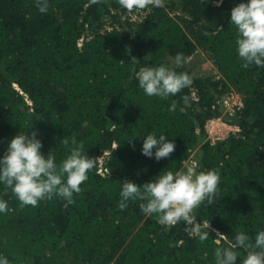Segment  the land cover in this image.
<instances>
[{"label": "trees", "instance_id": "1", "mask_svg": "<svg viewBox=\"0 0 264 264\" xmlns=\"http://www.w3.org/2000/svg\"><path fill=\"white\" fill-rule=\"evenodd\" d=\"M241 2L247 0H164L135 18L118 0H49L46 13L35 0H0V158L22 131H37L41 153L58 165L69 154L65 138L83 142L96 161L108 152L102 172L97 161L67 207L54 196L21 208L0 183L10 209L0 213V256L9 264H215V249L238 233L254 242L264 229V67H242L231 23ZM198 48L217 74L186 62L176 71L193 77L190 88L168 98L145 94L133 70L172 66L177 53L188 59ZM229 89L243 99L238 114L225 117L239 129L211 144L203 124L219 114L215 99ZM184 95L190 107L181 112ZM150 133L165 134L175 151L159 161L155 148L153 157L143 155ZM189 159L197 171L220 173L215 202L194 209L198 222L210 223L207 240L190 235L183 222L162 226L140 210L143 201L119 209L127 180L142 186ZM234 251L242 264L245 249Z\"/></svg>", "mask_w": 264, "mask_h": 264}, {"label": "clouds", "instance_id": "2", "mask_svg": "<svg viewBox=\"0 0 264 264\" xmlns=\"http://www.w3.org/2000/svg\"><path fill=\"white\" fill-rule=\"evenodd\" d=\"M90 2L96 4L100 0ZM118 3L128 12L145 10L149 6L164 7V0H118ZM221 3L222 0H216L217 6ZM35 6L41 13H46L50 6L49 0H35ZM231 23L238 30L236 45L238 55L244 61L242 67L248 68L253 64L264 67V0H247L234 6L231 9ZM135 60L132 57L131 61ZM186 62L187 58L177 53L172 66L163 63L142 66L138 71L133 70L134 76L147 96L168 98L192 86V76L187 72L176 71ZM182 101L183 106L179 110L184 112L190 107L189 96L184 95ZM177 108L178 104L173 100L169 111L175 112ZM37 135V131H22L10 140L6 152L0 158V183L6 190L11 189L21 208L36 207L39 201L54 196L66 200L67 207L74 203V193L81 192V184L88 179V173L97 161L84 154L83 142L78 143L73 136L71 145L68 138L63 140L69 154L58 165L53 155L48 153L45 158L41 153L42 142L37 139ZM154 148V158L159 161L175 151V144L165 134L157 138L155 133H150L143 140L142 154L151 158ZM197 168L198 165L193 163L175 172L166 171L142 186L127 180L120 192L119 209H126L129 200L143 201L140 210L146 215L156 214L157 222L162 226L171 228L183 222L185 231L190 235L198 237L201 242L207 240L210 223L198 222L194 209L205 202L209 205L215 202L220 173L218 169L197 171ZM9 210L7 201L0 199V213ZM214 231L217 236L225 238L223 233ZM216 243L219 245L220 241ZM237 247L246 251L242 264H264V229L257 232L254 242L248 234L240 232L234 243L229 242L227 247L218 246L214 253L215 264H235L237 252L234 249ZM0 264H9V261L0 256Z\"/></svg>", "mask_w": 264, "mask_h": 264}, {"label": "built area", "instance_id": "3", "mask_svg": "<svg viewBox=\"0 0 264 264\" xmlns=\"http://www.w3.org/2000/svg\"><path fill=\"white\" fill-rule=\"evenodd\" d=\"M214 105L220 108L219 114L207 117L203 124L205 131L204 140H208L211 144L218 139L225 138L230 132L239 129L237 123L230 122L225 117L236 116L243 107V99L240 93L234 89H229L215 99ZM107 153V151L103 152L104 155ZM104 161L105 158H103V161L98 158L99 172H102ZM193 163L194 161L189 159V164Z\"/></svg>", "mask_w": 264, "mask_h": 264}, {"label": "rangeland", "instance_id": "4", "mask_svg": "<svg viewBox=\"0 0 264 264\" xmlns=\"http://www.w3.org/2000/svg\"><path fill=\"white\" fill-rule=\"evenodd\" d=\"M127 13H129L132 17L135 18L141 17L140 10H133L132 12L127 11ZM187 63L190 64V66H192L191 68L195 72H199V73L211 72L217 74L216 68L212 65L211 60L207 57V54L200 48H198L196 52L187 59ZM97 158H101V161H103L105 155L103 154V152H101ZM207 223L208 222L203 221V224H207Z\"/></svg>", "mask_w": 264, "mask_h": 264}]
</instances>
